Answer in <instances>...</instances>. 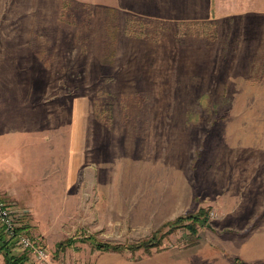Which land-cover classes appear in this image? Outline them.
<instances>
[{
  "label": "rangeland",
  "instance_id": "1",
  "mask_svg": "<svg viewBox=\"0 0 264 264\" xmlns=\"http://www.w3.org/2000/svg\"><path fill=\"white\" fill-rule=\"evenodd\" d=\"M146 3L0 27V194L51 264H264V33Z\"/></svg>",
  "mask_w": 264,
  "mask_h": 264
},
{
  "label": "crops",
  "instance_id": "2",
  "mask_svg": "<svg viewBox=\"0 0 264 264\" xmlns=\"http://www.w3.org/2000/svg\"><path fill=\"white\" fill-rule=\"evenodd\" d=\"M90 1V0H81ZM131 0H110V3L115 4ZM153 7L154 9H165V6L171 5L173 9L182 13L194 14L192 11L198 10V3H206V13L209 16V10L227 12V16L233 19H239L252 29L253 34L264 33V0H187L184 8L182 6L183 0H172L171 2L163 0H139ZM38 0H0V27L3 29H14L13 33L19 32L22 25V19L35 18L32 12H37ZM163 8V9H162ZM23 12H25L23 14ZM226 15V14H225ZM10 31H1V34L9 33Z\"/></svg>",
  "mask_w": 264,
  "mask_h": 264
},
{
  "label": "built area",
  "instance_id": "3",
  "mask_svg": "<svg viewBox=\"0 0 264 264\" xmlns=\"http://www.w3.org/2000/svg\"><path fill=\"white\" fill-rule=\"evenodd\" d=\"M24 224L22 209L0 199V225L9 240L15 242L21 250L32 255L36 264H51L47 250L35 241L26 231H20Z\"/></svg>",
  "mask_w": 264,
  "mask_h": 264
},
{
  "label": "trees",
  "instance_id": "4",
  "mask_svg": "<svg viewBox=\"0 0 264 264\" xmlns=\"http://www.w3.org/2000/svg\"><path fill=\"white\" fill-rule=\"evenodd\" d=\"M0 199L5 200L1 194H0ZM179 221H181V220H179ZM24 230L27 232L26 226L23 227L20 231H24ZM97 244L99 245L97 248L100 251H110V250H112V251H118L119 252V251H123L124 249L125 250L126 249L127 250L130 249V251L132 249H134V248H131L130 246H127V247L123 248V247H119L117 245L108 246V245H102V244H99V243H97ZM160 244H161V241L159 240V241H155L153 243L151 242L150 244L143 243V244H140L137 247L148 249L150 246L151 247H158V246H160ZM13 245H15V242H13L12 240L8 239L3 227L0 225V255L4 256L5 264H25V261H27V259H28L27 258L28 254L27 253H26L27 255L22 254L21 256L14 255L13 252H12V248L14 247ZM235 262H236V264H242V263H240L239 260H235Z\"/></svg>",
  "mask_w": 264,
  "mask_h": 264
}]
</instances>
